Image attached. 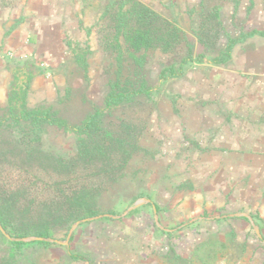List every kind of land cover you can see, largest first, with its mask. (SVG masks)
Masks as SVG:
<instances>
[{"label":"rangeland","instance_id":"rangeland-1","mask_svg":"<svg viewBox=\"0 0 264 264\" xmlns=\"http://www.w3.org/2000/svg\"><path fill=\"white\" fill-rule=\"evenodd\" d=\"M113 1L0 0V115L13 92H25L29 105L52 104L74 122L92 105L102 106L115 67L102 50L99 29ZM138 1L173 20L186 34L191 58L203 52V61L180 64L185 49L147 52L151 84L169 65L177 74L159 82L139 104H122L111 114L142 120V148L101 198L105 213L54 233L50 238L57 241L50 244L22 247L16 262L264 264V235L251 218L255 215H238L246 209L233 206L231 150L221 139L222 124L230 125L232 116L224 96L238 88L234 73L244 72L240 90L247 88L248 42L264 31V0ZM201 1L205 8H221L224 30L216 50L226 37L236 40L219 63L196 35ZM75 139L73 132L49 128L43 143L64 154L73 150ZM1 232L0 255H6L10 245Z\"/></svg>","mask_w":264,"mask_h":264},{"label":"trees","instance_id":"trees-1","mask_svg":"<svg viewBox=\"0 0 264 264\" xmlns=\"http://www.w3.org/2000/svg\"><path fill=\"white\" fill-rule=\"evenodd\" d=\"M197 12L198 41L206 52H215V63L222 62L236 40L226 37L225 45L216 50L224 30L221 8H205L201 1ZM102 15L99 38L115 67L102 106L92 105L74 122L52 104L29 105L25 92H13L0 115V226L14 238H43L23 241L3 235L10 249L0 255V264H19L16 254L22 247L50 244L47 238L66 232L77 220L105 213L101 198L124 176L133 154L142 148V120L111 114L122 104H139L159 82L177 74L169 65L159 72L158 83L151 84L145 73L147 52L185 49L180 64L203 61V52L191 58L186 34L173 20L138 0H114ZM259 33L264 36V31ZM49 128L73 132V150L64 154L47 150L43 137Z\"/></svg>","mask_w":264,"mask_h":264},{"label":"crops","instance_id":"crops-1","mask_svg":"<svg viewBox=\"0 0 264 264\" xmlns=\"http://www.w3.org/2000/svg\"><path fill=\"white\" fill-rule=\"evenodd\" d=\"M248 44L246 74L251 79L246 90H240L245 83L244 72L232 75L238 88H233L231 96H224L231 101L228 109L232 116L230 125L222 124L225 132L221 139L231 150L233 206L246 209V214L238 211V215L254 214L251 218L264 235V38L254 33Z\"/></svg>","mask_w":264,"mask_h":264},{"label":"water","instance_id":"water-1","mask_svg":"<svg viewBox=\"0 0 264 264\" xmlns=\"http://www.w3.org/2000/svg\"><path fill=\"white\" fill-rule=\"evenodd\" d=\"M140 203V202H139ZM139 203H137L135 206H137ZM83 220H85V219H81V220H77L74 224H73V226H72V228H74L77 224H79L81 221H83ZM0 230L2 231V232H4L2 229H1V226H0ZM5 233V232H4ZM70 234V233H69ZM5 235H6V237L7 238H10L6 233H5ZM10 239H12V240H23V241H29V240H34V239H36V240H39V239H43L42 237H32V238H10ZM68 239H69V235L67 236V238H66V241H65V244L67 243V241H68ZM48 241H57V240H55V239H53V238H48L47 239Z\"/></svg>","mask_w":264,"mask_h":264}]
</instances>
